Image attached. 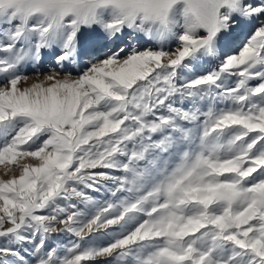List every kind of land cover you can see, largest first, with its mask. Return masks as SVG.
Masks as SVG:
<instances>
[{
	"label": "snow or ice",
	"instance_id": "6c2138e0",
	"mask_svg": "<svg viewBox=\"0 0 264 264\" xmlns=\"http://www.w3.org/2000/svg\"><path fill=\"white\" fill-rule=\"evenodd\" d=\"M0 264H264V0H0Z\"/></svg>",
	"mask_w": 264,
	"mask_h": 264
}]
</instances>
